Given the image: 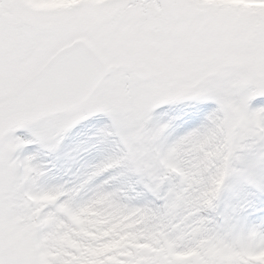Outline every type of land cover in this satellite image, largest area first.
Here are the masks:
<instances>
[{
    "label": "snow or ice",
    "instance_id": "obj_1",
    "mask_svg": "<svg viewBox=\"0 0 264 264\" xmlns=\"http://www.w3.org/2000/svg\"><path fill=\"white\" fill-rule=\"evenodd\" d=\"M0 264H264V0H0Z\"/></svg>",
    "mask_w": 264,
    "mask_h": 264
}]
</instances>
